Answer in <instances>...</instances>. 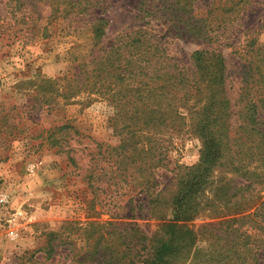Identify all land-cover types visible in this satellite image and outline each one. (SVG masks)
<instances>
[{
    "label": "trees",
    "instance_id": "1",
    "mask_svg": "<svg viewBox=\"0 0 264 264\" xmlns=\"http://www.w3.org/2000/svg\"><path fill=\"white\" fill-rule=\"evenodd\" d=\"M104 1L32 0L34 7L64 4L68 27L93 35L87 54L48 83L61 104L99 101L111 109L108 123L118 144L96 145L94 171L111 185L149 194L155 171L167 167L174 137L187 131L201 147L196 163L180 166L170 215L159 218L158 229L147 235L131 215L106 243L107 255L89 256L92 264H120L125 257L126 264H264V46L259 28L230 44L239 60L236 74L211 47L249 0L212 4L203 13L196 11L197 0H139V23L107 43L109 23L96 11ZM168 35L209 47L194 51L184 65L162 39ZM59 130L66 143L80 134L68 123ZM160 195L151 202L167 208ZM201 216L214 222L194 223ZM116 241L128 256H119Z\"/></svg>",
    "mask_w": 264,
    "mask_h": 264
},
{
    "label": "rangeland",
    "instance_id": "2",
    "mask_svg": "<svg viewBox=\"0 0 264 264\" xmlns=\"http://www.w3.org/2000/svg\"><path fill=\"white\" fill-rule=\"evenodd\" d=\"M227 1L197 0L196 11L203 13L212 4L219 7ZM138 2L100 4L96 11L109 23L104 43L139 23ZM32 4L0 0V264H92L89 256L107 255L106 243L117 238L124 228L120 224L131 221V215L147 235L158 229L159 218L170 215L177 172L198 161L201 143L187 131L174 137L167 167L155 171L157 182L149 194L111 185L106 175L99 176L92 151L98 143L118 144L108 123L111 109L99 101L61 104L48 83L61 77L76 56L87 54L93 35L89 28L76 33L68 27L62 16L64 4ZM257 28L258 43L264 46V0H249L239 20L211 46L222 52L230 73L239 68L230 44ZM162 39L170 40L172 56L188 66L194 51L209 47L188 37ZM65 123L80 132L68 143L59 130ZM158 193L167 208L151 202ZM207 222L214 220L201 216L194 221ZM116 242L119 256H128L127 247ZM125 261L126 257L120 264Z\"/></svg>",
    "mask_w": 264,
    "mask_h": 264
}]
</instances>
